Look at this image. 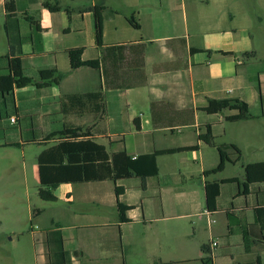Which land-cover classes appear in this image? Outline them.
<instances>
[{
    "label": "crops",
    "instance_id": "obj_1",
    "mask_svg": "<svg viewBox=\"0 0 264 264\" xmlns=\"http://www.w3.org/2000/svg\"><path fill=\"white\" fill-rule=\"evenodd\" d=\"M6 1L3 57L20 58L23 74L39 87L14 89L11 113L10 97L3 101L0 124L3 107L15 130L3 134L0 148L20 149L25 160L37 147L38 157L58 142L47 137L64 127L89 129L109 155L133 159L192 148L158 156L153 177L63 183L52 190L54 202L39 198L54 206L48 217L31 213L35 264H203L208 255L210 264H255L257 255L264 264V232L250 252L242 236L244 228L253 240L261 235L256 212L264 217V182L238 195L244 166L264 162V0H55L56 12L43 6L46 0H13L11 13ZM96 6L105 8L104 62L94 38ZM71 49H83L81 60L97 59L99 68L72 70ZM50 70L63 74L57 85L40 79ZM96 93L101 101L83 109L65 99ZM208 100L243 101L251 118L208 114ZM230 144L243 161L204 177L220 162L217 147ZM228 165L237 173L225 175ZM233 179L238 183L220 185L216 211L208 212L205 182ZM118 203L126 207L124 221Z\"/></svg>",
    "mask_w": 264,
    "mask_h": 264
},
{
    "label": "trees",
    "instance_id": "obj_2",
    "mask_svg": "<svg viewBox=\"0 0 264 264\" xmlns=\"http://www.w3.org/2000/svg\"><path fill=\"white\" fill-rule=\"evenodd\" d=\"M43 6L50 12H56L60 8L55 0H46ZM13 0L5 2V9L12 12ZM94 19V38L98 49L102 51V62L106 59V51L108 47L103 44V6L90 8ZM130 23L135 29H139L137 23L131 18ZM32 21V20H30ZM83 49H71L67 51L70 67L72 70L80 67H90L98 69L99 60L82 61L81 56ZM1 61H6L5 68L0 69V106L6 97H11L14 89H22L24 87L35 85L31 78L26 77L22 71L21 60L12 56L11 52L5 57H0ZM40 79L48 81V83L57 85L63 78V74L57 70L43 71L39 74ZM50 81V82H49ZM68 106H77L79 109L85 108L91 100L101 101V95L87 94L82 96H68L65 98ZM67 108V107H66ZM102 110V104H99ZM234 111V115L226 118L228 122H237L248 120L251 118L248 105L240 100H208L204 111L208 114H216L222 111ZM96 113V111H95ZM57 139V144L42 151L37 157L39 189L38 196L46 202H54L55 197L52 190L63 183H84L90 181L111 180L113 182L121 179L136 177H153L157 175L156 158L161 155H169L178 152L191 150L192 148H178L170 150H160L152 154L141 155L135 159L128 156L125 152L113 153L109 155L104 146L95 143L89 129L64 127L62 130L52 133L47 140ZM205 142H211L212 137L203 138ZM217 150L220 155V162L217 167L203 173L204 177L221 173L226 163L235 164L240 161L241 153L235 145L218 146ZM245 181L240 184L238 195H248V186L258 182H264V162L250 163L244 166ZM238 183L237 180L207 181L204 185L205 203L208 212L216 211L217 199L220 194V185ZM117 196L120 189L115 188ZM120 220L124 221V212L126 207L118 203ZM256 224L260 234L256 236L257 240L251 238L246 228L242 230L243 244L246 252H250L253 246L261 242L262 233L264 232L263 214L256 212ZM202 253L208 255L206 246H202ZM211 258L205 257L203 264H210ZM255 264H260L259 255L256 256Z\"/></svg>",
    "mask_w": 264,
    "mask_h": 264
},
{
    "label": "rangeland",
    "instance_id": "obj_3",
    "mask_svg": "<svg viewBox=\"0 0 264 264\" xmlns=\"http://www.w3.org/2000/svg\"><path fill=\"white\" fill-rule=\"evenodd\" d=\"M3 24L4 16L0 8V57L7 53ZM3 65L0 60V68ZM7 102L6 111L11 113L14 110L12 98H8ZM4 115L5 109L2 107L1 116L4 121L0 124V139L15 130L9 127ZM37 152V147H30L24 160L20 149L0 148V264H35L29 231L31 213L45 212L48 217L54 206L38 197L39 185L34 175ZM228 166L225 175L237 173L238 167L232 169Z\"/></svg>",
    "mask_w": 264,
    "mask_h": 264
},
{
    "label": "built area",
    "instance_id": "obj_4",
    "mask_svg": "<svg viewBox=\"0 0 264 264\" xmlns=\"http://www.w3.org/2000/svg\"><path fill=\"white\" fill-rule=\"evenodd\" d=\"M10 122H11V124H14L16 122V119L14 117L10 118ZM216 245H217L216 241H211V247L212 248L216 247Z\"/></svg>",
    "mask_w": 264,
    "mask_h": 264
}]
</instances>
